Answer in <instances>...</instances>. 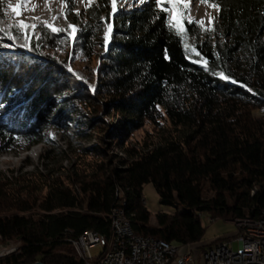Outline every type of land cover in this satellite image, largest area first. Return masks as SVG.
<instances>
[{
	"label": "trees",
	"instance_id": "1",
	"mask_svg": "<svg viewBox=\"0 0 264 264\" xmlns=\"http://www.w3.org/2000/svg\"><path fill=\"white\" fill-rule=\"evenodd\" d=\"M212 2L219 10L211 29L176 11L178 30L170 13L147 0L112 20L101 56L109 21L104 0L87 6L72 39L42 29L28 40L0 10V152L36 144L41 130L63 128L73 115L79 130L103 133L99 143L78 151L72 173L51 170L37 184L0 190V244H18L0 264H83L67 236L94 231L109 244L108 215L116 207L137 234L177 246L202 240L200 213L230 222L263 215L264 0ZM43 50L99 56L96 81L73 75L65 60ZM111 114L115 126L104 120ZM145 125L151 132L129 144ZM112 142L121 155L110 153ZM146 183L160 205L176 210L157 212L154 225L142 203ZM220 240L229 238L202 250Z\"/></svg>",
	"mask_w": 264,
	"mask_h": 264
},
{
	"label": "rangeland",
	"instance_id": "2",
	"mask_svg": "<svg viewBox=\"0 0 264 264\" xmlns=\"http://www.w3.org/2000/svg\"><path fill=\"white\" fill-rule=\"evenodd\" d=\"M104 1L109 13V21L104 24V31L101 34L103 47L99 50L100 56L104 55L110 43L112 20L122 13L140 8L144 4L140 3L139 0H117L115 11H113L112 0ZM184 1L188 3L186 6L189 9L188 15H190L191 19L193 21H203L200 24L202 30L211 29L217 17V10L198 0ZM90 3L95 4L97 0H90V2L89 0H27L26 4L24 0H0V10L3 19L7 21L8 25L28 40L30 38H39L42 29H49L53 32V28L65 30L53 33H67L69 38L72 39L76 31L84 24V14ZM75 19L77 22H75ZM171 20L174 21L173 13H171ZM22 24L30 27H21ZM32 25L35 27H31ZM70 25L74 26V32ZM106 34L107 41H105ZM214 41L212 39L211 45H213ZM6 45H8L6 49L9 51H13L15 48L13 44L7 43ZM41 52L47 53L50 57H54L57 60H65L67 70L73 75H78L77 73H79V76L86 82L94 83L96 81L95 71L100 63L99 56L85 60L78 54H72L71 51L59 53L53 50H43ZM73 119L76 120L75 115H73ZM74 120H71L69 124L63 123V128L54 126L44 128L40 132L41 139L36 144L21 150L0 152V190L7 193L15 191L26 183L30 184L32 181L37 184V176L49 174L51 170L61 174L62 177L72 173L73 168L71 166L76 162L78 151L81 148H90L99 143V138L103 135V133L97 132V129L94 131L79 130ZM104 120L112 122V125L115 126L118 118L111 114L104 116ZM146 132H151L149 125H145L142 129L135 131L127 142L131 145L140 143L144 139ZM118 146L112 142L110 153L121 155ZM76 167L79 169V166L76 165ZM142 203L150 213L149 223L152 225L155 224L154 216L157 212L167 214L176 212L173 207L159 204L158 195L151 183L143 185ZM199 217L204 228L202 242L229 236V246L234 250L237 249L238 245L234 237L235 233L239 231L238 227L232 223L233 221L211 220L206 213H200ZM17 246L18 244L15 241L0 244V257L16 252ZM90 253L92 256H96L99 253V249L93 247L90 249Z\"/></svg>",
	"mask_w": 264,
	"mask_h": 264
},
{
	"label": "built area",
	"instance_id": "3",
	"mask_svg": "<svg viewBox=\"0 0 264 264\" xmlns=\"http://www.w3.org/2000/svg\"><path fill=\"white\" fill-rule=\"evenodd\" d=\"M113 233V248H105L102 239L93 233L70 237L66 241L75 256H81L83 264H100V255H108V264H194L199 254L200 264H264V220H236L232 223L247 224L248 232L235 234L237 249L229 246V240H220L210 248L174 246L169 242L149 240L148 236L133 237V229L120 226V207L108 215ZM99 253L92 256L90 249Z\"/></svg>",
	"mask_w": 264,
	"mask_h": 264
},
{
	"label": "snow or ice",
	"instance_id": "4",
	"mask_svg": "<svg viewBox=\"0 0 264 264\" xmlns=\"http://www.w3.org/2000/svg\"><path fill=\"white\" fill-rule=\"evenodd\" d=\"M90 2V0H89ZM116 2L117 0H112V5H113V11H115V5H116ZM140 3H145L146 0H139ZM152 2L155 4V6L160 10V11H163V12H166V13H173V12H176L178 11L180 13V19L181 20H188L189 23H193L194 21L191 19L190 15H188V12H189V9L187 6H184V7H178L177 6V0H152ZM201 3L203 4H207L209 5L210 7L212 8H215L217 10H219V5L215 2H212V0H200ZM24 3L26 4L27 3V0H24ZM167 4L169 5L170 7H165L164 5ZM79 14V13H77ZM169 24L171 26H174V27H177L178 28V25H179V20L176 21L175 24L172 23V20H171V17H169V20H168ZM195 23H198V24H202L203 21H196ZM21 27H24V28H27V27H30L29 25H21ZM31 27H35L34 25H32ZM50 27V26H49ZM70 28H72L73 32L75 31V28L74 26H71L70 25ZM179 30V28H178ZM0 31H4V29L0 28ZM53 32H59V31H65V30H61V29H55L53 28L52 29ZM71 35V33H70ZM12 37L9 36V39H11ZM74 38V37H73ZM105 41H107V34L105 35ZM5 47H8V45H4ZM192 51H195V49H193ZM196 61H194L195 63ZM222 78H225L226 77H223V74H221ZM233 83H235V81H233Z\"/></svg>",
	"mask_w": 264,
	"mask_h": 264
},
{
	"label": "bare ground",
	"instance_id": "5",
	"mask_svg": "<svg viewBox=\"0 0 264 264\" xmlns=\"http://www.w3.org/2000/svg\"><path fill=\"white\" fill-rule=\"evenodd\" d=\"M236 220H250L252 223H261L264 220V213L261 217H258V218L243 217V218H237L234 221H236ZM120 226L125 227L127 229H132L131 224H130V220L122 208H120ZM236 226L238 227V229L240 231L239 233H247L248 232V225L247 224H236ZM88 233H93L96 236L100 237L102 239V243L104 244L105 248H113V240L109 244H107L105 239L101 235L97 234L94 231L85 232L81 236H84ZM133 237L134 238H141L142 235L137 234L133 230ZM148 237H149V240H152V241L165 242L163 240L156 239V238H153L150 236H148ZM169 245H172V244H169ZM174 246H177V245H174ZM100 264H108V255H100Z\"/></svg>",
	"mask_w": 264,
	"mask_h": 264
},
{
	"label": "crops",
	"instance_id": "6",
	"mask_svg": "<svg viewBox=\"0 0 264 264\" xmlns=\"http://www.w3.org/2000/svg\"><path fill=\"white\" fill-rule=\"evenodd\" d=\"M238 231H239V229H238ZM239 232H240V231H239ZM235 234H236V233H235ZM224 238H230V237L228 236V237H224ZM220 239H223V238H220ZM214 240H215V239H213V240H211V241H209V242H202V241H200V242H198V243H195L194 245H186V246H188V247H197V248L201 249L203 246H205V245H207V244L213 242ZM171 264H175V263L173 262V263H171ZM194 264H200V263H199V254H197L196 261L194 262Z\"/></svg>",
	"mask_w": 264,
	"mask_h": 264
},
{
	"label": "water",
	"instance_id": "7",
	"mask_svg": "<svg viewBox=\"0 0 264 264\" xmlns=\"http://www.w3.org/2000/svg\"><path fill=\"white\" fill-rule=\"evenodd\" d=\"M30 264H44V263H42V262H40V261H35V262H33V263H30Z\"/></svg>",
	"mask_w": 264,
	"mask_h": 264
}]
</instances>
